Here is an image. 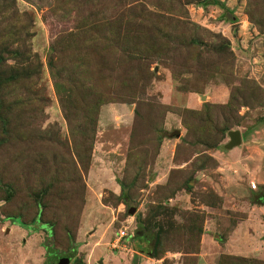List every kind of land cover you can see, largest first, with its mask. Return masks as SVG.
<instances>
[{
	"label": "rangeland",
	"instance_id": "rangeland-1",
	"mask_svg": "<svg viewBox=\"0 0 264 264\" xmlns=\"http://www.w3.org/2000/svg\"><path fill=\"white\" fill-rule=\"evenodd\" d=\"M255 123L264 0H0V264H264Z\"/></svg>",
	"mask_w": 264,
	"mask_h": 264
},
{
	"label": "crops",
	"instance_id": "crops-1",
	"mask_svg": "<svg viewBox=\"0 0 264 264\" xmlns=\"http://www.w3.org/2000/svg\"><path fill=\"white\" fill-rule=\"evenodd\" d=\"M197 98L194 95H189L186 98V104L189 108H196L198 106L197 103ZM256 124V123H255ZM235 131V130H234ZM238 131V130H236ZM249 137H250V142L252 143L253 141H259L258 143L260 145H264V123H257L255 126H251L249 127V129L247 130ZM240 133V138H241V144L238 147H235L232 149V154L233 156H237V159H242V154L244 152L243 150V142L245 141V138L248 136H245V133ZM247 141V140H246ZM250 143V144H251ZM253 147V145H251ZM248 162V161H247Z\"/></svg>",
	"mask_w": 264,
	"mask_h": 264
},
{
	"label": "water",
	"instance_id": "water-1",
	"mask_svg": "<svg viewBox=\"0 0 264 264\" xmlns=\"http://www.w3.org/2000/svg\"><path fill=\"white\" fill-rule=\"evenodd\" d=\"M228 137H229V141L226 145V148L228 149H232L234 147H237L241 144V138H240V133L239 131H229L228 132ZM132 211H130V213H132ZM70 260L69 258H59L57 261V264H69Z\"/></svg>",
	"mask_w": 264,
	"mask_h": 264
},
{
	"label": "built area",
	"instance_id": "built-area-1",
	"mask_svg": "<svg viewBox=\"0 0 264 264\" xmlns=\"http://www.w3.org/2000/svg\"><path fill=\"white\" fill-rule=\"evenodd\" d=\"M128 237V234L126 233V231H121L120 235L118 236L117 240L115 241V244L117 245L118 243H120V241L122 239H126Z\"/></svg>",
	"mask_w": 264,
	"mask_h": 264
},
{
	"label": "trees",
	"instance_id": "trees-1",
	"mask_svg": "<svg viewBox=\"0 0 264 264\" xmlns=\"http://www.w3.org/2000/svg\"><path fill=\"white\" fill-rule=\"evenodd\" d=\"M14 224H16V225H20V224H18L17 222H13ZM27 229V228H26ZM45 248H46V246H44Z\"/></svg>",
	"mask_w": 264,
	"mask_h": 264
}]
</instances>
